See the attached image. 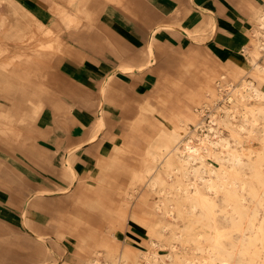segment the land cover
<instances>
[{"label": "bare ground", "instance_id": "1", "mask_svg": "<svg viewBox=\"0 0 264 264\" xmlns=\"http://www.w3.org/2000/svg\"><path fill=\"white\" fill-rule=\"evenodd\" d=\"M3 3L0 0V6ZM252 11V35L249 34L244 46L247 60L238 64L228 62L223 68L225 72L209 73L208 78L216 75L214 85L219 91L206 80L201 87L208 96L220 100L223 90L228 89L227 105L222 107L220 114L211 115L208 125H200L202 119L189 114L181 119V125L170 128L160 125L156 134L146 133V118L137 116L128 124L132 132L144 134L148 141L141 166L129 169L119 161L117 153L132 149L125 144L115 150L116 154L97 160L101 175L97 188L100 190L89 189L80 179L79 208L64 217L58 232L62 237L65 233L74 235L82 243L93 246L95 253L89 255L78 246L63 264H264V89L261 87L264 83V6H253ZM7 20V13L0 9V29ZM36 23L37 28L44 27L41 21ZM39 45L40 49L32 50V58L22 64L24 68L41 59L43 48L41 43ZM61 45L59 35L48 43L54 50H59ZM151 50L152 46L149 54ZM20 67L8 71L3 78L8 85L14 80V90H20L19 97L30 100L21 104L19 99L16 109L0 103V140L8 148L14 147L13 140L21 133L17 119L31 123L46 105L47 87L43 82L41 86L34 85ZM239 80L241 85L237 86ZM0 90L9 95L13 88ZM189 99L202 104L195 93H191ZM208 103L209 100H203V105ZM145 110L168 114L172 109H167L162 96L159 104L148 102L141 112ZM17 112L20 116L16 119ZM189 121L197 127H206L208 132L197 136L195 141L188 130ZM147 126L151 129L157 126V121L148 119ZM224 130L228 131L227 135ZM245 139L263 144L256 149L248 148ZM74 157L72 154L70 162ZM121 170L130 178L124 188L114 182ZM66 174L71 179L78 178L70 164ZM138 183L146 187V193L137 189ZM106 191H114L118 196L111 197ZM152 191L162 196L150 203ZM94 211L101 212L98 224L87 216ZM139 224L146 226L151 236V250L130 244L124 247L122 239L116 235ZM166 233L169 234L167 238ZM163 247L169 248L165 254L158 250ZM102 253L104 262L100 257Z\"/></svg>", "mask_w": 264, "mask_h": 264}, {"label": "rangeland", "instance_id": "2", "mask_svg": "<svg viewBox=\"0 0 264 264\" xmlns=\"http://www.w3.org/2000/svg\"><path fill=\"white\" fill-rule=\"evenodd\" d=\"M3 1L5 3L1 4L0 9L2 13H7L8 20L0 29V89L10 87L13 90L10 96L0 90V103L16 109L15 104L20 90L17 91V88L14 90V80L8 85L3 78L8 71H16L18 66H21V70L23 69L28 78L31 77L34 85L44 83L47 87L45 91L47 97L45 108L39 116L35 115L36 118L31 123L17 119L20 115L18 112L15 114L17 128L19 127L21 133L14 138L13 148L6 147V144L0 140V264H63L78 246H81L89 255L95 253L93 246L82 243L74 235L65 233L62 237L58 232V225L64 217L79 208L77 190L81 183L80 179L89 189L98 190L97 183L101 175L97 160L102 156L116 154L115 150L125 144L137 150L138 153L131 151V148L125 153H117L119 161L129 169L141 166V156L148 141L144 134L138 135L132 132L128 124L137 116L146 118V133L152 134L158 132L160 125L166 128L181 125V119H185L189 114L198 115V119H202L203 122L200 125H208L211 115L220 114L222 107L227 105L228 89L223 90L221 100L217 97L213 98L205 93V89L201 90L203 81L206 80V83L208 81L209 86L219 91L214 85L216 75L211 78H208V75L211 71L225 72L223 68L230 61H221L209 47L203 46L204 37L191 35L189 32L188 36L181 39L170 40L169 37H164L156 43L155 52L152 46V56L147 59V64L151 65L153 71L150 76L151 84L147 86L145 92L120 89L115 98L110 97L106 101V107L112 105L115 108L101 109L100 114H94L88 118V121H86L87 118H82L84 123L76 118H72L71 121L65 118V114L72 113L75 103L83 108H90L92 105L89 98L92 92L81 83L74 82L75 68L71 66L81 63L84 54L73 51L72 47L66 43L64 36L58 34V22L60 20L61 28H64L66 23L64 13L66 11L72 13L76 7L80 9L82 4H76L77 0L74 2L48 0V4L34 6L35 9L43 10L42 8L45 7L50 11L51 20L39 29L36 21H41V16L22 3L26 0ZM110 1H114L120 7L122 5V0ZM58 35L62 40L60 49L49 48V41L55 40ZM39 43L43 48V53L39 55L41 59L31 67L24 68L22 64L28 58H32L30 57L33 54L32 50H37L40 47ZM245 53L243 51L241 54L234 55V61L238 63L246 61ZM4 65L8 67L5 68ZM236 85L240 86L241 81L239 80ZM261 87L264 89V83ZM191 93H195L202 104L193 103L189 99ZM74 95H78L80 100L76 102ZM162 96L166 99L167 109H172L170 113L149 110L141 112L148 102L154 105L159 104ZM205 99L209 100L207 106L203 105ZM202 109H204L203 113ZM101 119H103L102 122H100ZM148 119L157 121V126L149 129ZM44 122H50L47 128L54 132H61V136L79 123L84 130H91L94 126L95 131L92 135L98 143L95 141L88 144L91 148L82 156V173L78 174V178L71 179L66 174L65 169L67 170L69 164L64 163L61 150L49 148L42 140L40 133L44 130ZM188 124L190 135L195 141L197 136L208 132L206 127H197L191 121ZM63 127L65 129L62 131ZM100 129L104 131L101 132ZM224 134L227 135L228 131L224 130ZM244 144L248 148L256 149L261 147L263 142L258 140L251 142L245 139ZM75 160L76 158L71 159V163L73 164ZM114 182L123 188L126 187L130 182L129 174L121 170L114 178ZM137 189L142 193L147 192L142 183L137 184ZM106 192L111 197L118 196L117 193L114 194V191ZM161 196L156 191H152L150 203ZM87 216L95 224L101 220V212L94 211L93 214L88 212ZM116 235L122 239L121 245L124 247L130 244L143 250L152 249L151 236L146 226L141 224L136 227L129 226L125 232H116ZM165 236L167 238L169 234L166 233ZM158 250L165 254L169 248L163 247ZM100 257L104 262L105 255L102 253Z\"/></svg>", "mask_w": 264, "mask_h": 264}, {"label": "crops", "instance_id": "3", "mask_svg": "<svg viewBox=\"0 0 264 264\" xmlns=\"http://www.w3.org/2000/svg\"><path fill=\"white\" fill-rule=\"evenodd\" d=\"M22 3L39 14L44 25L51 20L48 8L35 9L40 4H48V0ZM78 3L82 4L80 9L76 7L72 13H64V28L59 20L58 34L64 36L73 51L84 54L81 63L71 67L75 68L74 82L91 90L92 106L83 108L75 103L72 113L65 114V118L71 121L76 118L80 122L82 118L88 121V117L97 115L101 109L115 108L106 107V101L115 98L120 89L146 91L153 71L147 64L152 56L149 48L154 46L155 52L156 43L164 37L181 39L188 36V32L204 37L202 45L209 47L221 61L238 64L233 57L245 50L246 39L253 28V6H264V0H122L121 7L110 0H77ZM18 100L30 101L23 97ZM74 100L79 101V96L74 95ZM48 126L50 122H44L42 140L49 148L60 149L64 163H69L77 175L82 173V156L96 141L92 135L94 126L84 130L79 123L63 136L61 132L49 130ZM72 154L76 158L73 164L67 160Z\"/></svg>", "mask_w": 264, "mask_h": 264}]
</instances>
